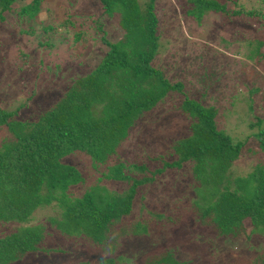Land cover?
I'll list each match as a JSON object with an SVG mask.
<instances>
[{
    "label": "trees",
    "instance_id": "1",
    "mask_svg": "<svg viewBox=\"0 0 264 264\" xmlns=\"http://www.w3.org/2000/svg\"><path fill=\"white\" fill-rule=\"evenodd\" d=\"M18 1L24 2L21 16L37 17L43 5L49 7L45 0L26 4V0H0V22ZM156 1L140 6L137 0H97L102 14L116 17L124 33L115 43L102 39L106 52L97 66L73 78L60 99L38 119H18L24 105L12 111L0 108V129L11 135L0 143V264H43L42 255L59 257L60 253L69 257L63 264H89L87 258L74 259L72 251L79 248L83 253L99 252L96 264H118L125 259L123 248L128 241L148 234L163 217L168 229L210 236L205 241L209 246L226 238H264V165L256 164L246 176L230 178L243 144L217 130L214 106L189 99L182 92V83H171L153 67L160 45ZM227 1L186 0V14L199 21L209 11L239 15L228 9ZM257 1L264 4V0ZM70 23L67 18L60 25ZM44 30L57 33L55 26ZM82 36L77 33L73 40L78 42ZM64 37L55 41L64 44ZM256 45L254 53L245 58L260 63L264 41ZM169 91L184 96L180 111L191 121L190 135L170 147L177 159L163 161L164 167L154 171L121 157L120 148L138 120ZM256 138L259 151L264 152V129ZM79 153L90 160L84 172L68 162ZM158 159L162 156L154 160ZM185 163L192 166L187 189L194 192V199L180 208L182 204L176 205L177 215L156 212L151 219L128 221L139 188L151 186L166 168L180 170ZM87 177L95 181L84 186L81 195L76 194L73 189L84 185ZM101 180L120 183L123 188L109 190L100 185ZM49 207H57L61 213L41 224L25 226L36 211ZM10 224L20 226L7 231ZM166 235L156 254L147 255L141 264L191 262L178 259L171 249L175 236ZM61 240L67 244L59 246ZM176 242L185 249L196 244L185 236ZM211 255L209 264H214V250ZM229 264H264V250L251 260L241 258Z\"/></svg>",
    "mask_w": 264,
    "mask_h": 264
},
{
    "label": "rangeland",
    "instance_id": "2",
    "mask_svg": "<svg viewBox=\"0 0 264 264\" xmlns=\"http://www.w3.org/2000/svg\"><path fill=\"white\" fill-rule=\"evenodd\" d=\"M30 1L26 0L25 4ZM45 1L49 7L43 5L37 17L21 16L19 11L24 2L18 1L0 22V108L12 111L24 105L18 119H38L60 99L73 78L88 74L97 66L106 52L103 38L115 43L124 35L116 17L103 15L97 0L94 4L90 0H72L70 4L68 0ZM137 1L143 6L148 0ZM227 7L240 14L223 16L209 11L199 21L186 14V0H157L155 13L160 45L152 65L171 83H182V92L189 99L197 100L202 106H214L217 130L234 143L243 144L238 160L233 163L230 178H234L246 176L257 165H264V152L259 151L256 138V133L264 129V59L259 63L254 62L255 58H245L254 53L257 41H264V4L257 0H228ZM67 18L71 23L61 26ZM49 26H55L57 33L44 30ZM77 33L83 34L78 42L73 40ZM62 36H65L64 44L55 41ZM50 41L55 44L49 45ZM183 101L182 94L169 91L154 109L138 120L129 140L122 144L120 156L154 171L164 167L163 161L176 160L170 147L190 135L191 121L180 111ZM10 138V133L1 128L0 143ZM161 156V160H154ZM68 162L84 172L90 160L79 153L68 158ZM183 166L180 170L166 168L151 186L140 187L128 221L151 219L156 212L174 216L176 205L182 204L180 208L189 204L195 197L187 189L192 180V166L191 163ZM93 181L94 177H87L85 184L73 189L74 192L81 195L84 186ZM100 182L109 190L123 188L120 183ZM52 207L36 211L25 226L41 224L61 213ZM164 219H153L158 224L149 228L148 234L128 241L123 248L125 259L118 264H129L130 260L131 264H141L147 255L156 254L166 234L175 236L176 241L185 236L196 243L187 249L176 241L171 246L180 261L192 259L188 264H209L213 250L214 264H229L241 258L248 261L264 250V238L255 236L244 240L226 238L209 246L205 241L210 236L181 228L173 231ZM18 226L10 224L6 230ZM66 244L65 240L59 242V246ZM80 251V248L72 251L74 259L87 258L89 264H96L101 258L99 252ZM41 257L43 264H63L69 259L67 255L61 257V253L59 257Z\"/></svg>",
    "mask_w": 264,
    "mask_h": 264
},
{
    "label": "clouds",
    "instance_id": "3",
    "mask_svg": "<svg viewBox=\"0 0 264 264\" xmlns=\"http://www.w3.org/2000/svg\"><path fill=\"white\" fill-rule=\"evenodd\" d=\"M207 14V13H206Z\"/></svg>",
    "mask_w": 264,
    "mask_h": 264
}]
</instances>
